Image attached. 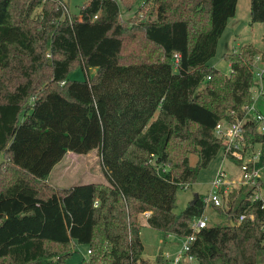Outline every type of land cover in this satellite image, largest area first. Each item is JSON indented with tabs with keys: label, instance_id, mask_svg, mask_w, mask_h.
<instances>
[{
	"label": "trees",
	"instance_id": "1",
	"mask_svg": "<svg viewBox=\"0 0 264 264\" xmlns=\"http://www.w3.org/2000/svg\"><path fill=\"white\" fill-rule=\"evenodd\" d=\"M137 3L90 0L68 15L62 0H0V264H64L77 245L90 251L86 264H169L161 250L143 258L139 217L183 238L204 214V195L175 214L176 194L222 149L215 126L246 118L259 51L223 54L228 76L208 65L237 0H144L148 16L122 19ZM249 13L264 25V0H250ZM76 70L95 73L69 79ZM243 129L261 169L264 133L250 119ZM94 150L106 183L47 181L67 153ZM210 206L225 223L198 230L194 262L179 264H264L253 190Z\"/></svg>",
	"mask_w": 264,
	"mask_h": 264
},
{
	"label": "rangeland",
	"instance_id": "2",
	"mask_svg": "<svg viewBox=\"0 0 264 264\" xmlns=\"http://www.w3.org/2000/svg\"><path fill=\"white\" fill-rule=\"evenodd\" d=\"M68 9V15H78L79 7H81L87 0H62ZM138 0L137 5L133 8V13L127 14L125 10H121L122 19L128 20L138 15H149L147 7L145 13L139 11V6L142 3ZM250 0H237L235 15L229 19L228 26L225 32L220 37L215 55L209 60L208 65L214 69L222 72L228 76L230 74L229 64L223 59V54L237 52L244 45H253L258 49L254 67L258 69L259 66H263L261 55L264 54V25L260 23H250ZM135 10V11H134ZM40 14V8L34 12V16L37 17ZM153 18V15L150 16ZM261 68V67H260ZM94 70H91L88 74L82 70H76L68 75L69 79L82 80L89 75H93ZM256 86L253 91V107L254 109L264 116V100L259 96L260 92L264 93V84L259 85L257 79H255ZM252 116L249 113L246 118ZM253 151H260L259 146L252 148ZM2 156L0 154V163L2 162ZM197 161L195 155H189V163L193 166ZM219 171H224L227 175V179L234 178L237 174L236 166L228 159L224 157L223 149H221L217 156L208 164L205 169H202L195 180L188 187L180 189L176 194L175 208L173 212L179 214L184 210L186 205L195 195L208 196L212 190V182ZM261 181L264 184V167L260 170ZM47 181L57 188H70L75 185H83L95 182L106 183L105 177L102 173V168L99 162L98 151L94 150L87 155H79L76 153H67V155L57 163L49 174ZM262 188V187H261ZM237 191L238 189H230ZM263 196V191L260 189V196ZM226 204L224 200L223 206ZM207 217L208 226H212L218 223H225L220 218L215 210L211 206H207L204 212ZM143 217H139V223L143 224L140 229V239L143 243L144 250L142 253L143 258L153 260L159 253V251L168 252L173 254L175 250L181 244V239L178 237L165 238L161 232L155 231L148 227L143 221ZM172 242V245L167 243ZM165 248V249H164ZM87 247L85 245H77L75 252L69 256L64 264H86L88 255L86 254ZM192 261L191 263H193Z\"/></svg>",
	"mask_w": 264,
	"mask_h": 264
},
{
	"label": "built area",
	"instance_id": "3",
	"mask_svg": "<svg viewBox=\"0 0 264 264\" xmlns=\"http://www.w3.org/2000/svg\"><path fill=\"white\" fill-rule=\"evenodd\" d=\"M89 1L90 0H87V2ZM63 9L66 13L68 12L65 4L63 5ZM254 74L259 85H263L264 68H255ZM259 96L264 100L263 92H260ZM246 110V116L247 114L249 116V113H251L252 116L245 119H250L255 123L257 133H264V116L258 113L253 105L249 106ZM230 115L234 116V113L231 112ZM245 119L241 121L235 120L232 123L220 121L214 128V135L222 144L224 157L236 166L237 174L231 179H227V175L224 171H219L216 174L212 182V190L210 194L204 198V203L207 206L222 207L224 200L226 202L228 200V195L231 192L230 189H240L246 186L253 190L255 200L262 201L261 208L264 209V200L262 196H260L261 169L255 167L260 157V151H253L251 145L246 141L243 129ZM243 219L244 215H240L238 222ZM207 221L205 214L199 219L194 220L190 226L192 230L191 234L181 238V244L175 250L176 252L173 254L168 252L163 253L164 258L168 260L169 264H179L180 262L191 263L193 261L192 257L186 256V253L189 250L190 244L195 239V233L202 228L208 227ZM87 254H90L89 250H87Z\"/></svg>",
	"mask_w": 264,
	"mask_h": 264
},
{
	"label": "crops",
	"instance_id": "4",
	"mask_svg": "<svg viewBox=\"0 0 264 264\" xmlns=\"http://www.w3.org/2000/svg\"><path fill=\"white\" fill-rule=\"evenodd\" d=\"M141 2H143V1H141ZM135 11V10H134ZM127 14H130V13H133V9H131L130 11H127L126 12ZM228 22H229V20H228ZM228 22H227V26H228ZM226 26V27H227ZM226 29V28H225ZM224 32H225V30H224ZM223 32V33H224ZM223 35V34H222ZM264 68V65L263 66H259L258 68ZM148 215H149V213H145V214H143L142 215V217H143V222L146 224V218L148 217ZM141 226H143V224H142V222H141ZM162 235L165 237V238H172V237H174V236H171V235H164L163 233H162ZM179 239H181V238H179ZM168 245H172V242H170V243H167V245L166 246H168ZM165 249V248H164ZM86 254H87V250H86ZM88 255V254H87ZM86 263V262H85Z\"/></svg>",
	"mask_w": 264,
	"mask_h": 264
}]
</instances>
